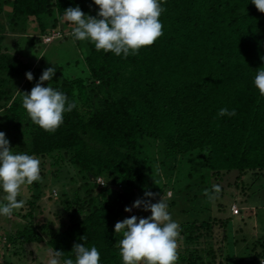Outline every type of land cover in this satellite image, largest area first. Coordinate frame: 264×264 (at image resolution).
Returning <instances> with one entry per match:
<instances>
[{
	"label": "trees",
	"instance_id": "16d2710c",
	"mask_svg": "<svg viewBox=\"0 0 264 264\" xmlns=\"http://www.w3.org/2000/svg\"><path fill=\"white\" fill-rule=\"evenodd\" d=\"M77 6L97 15L93 0H0V131L13 153L40 160L42 178L33 183L39 194L26 200L29 223L15 233L0 230V264H11L12 248L43 242L64 252L61 261L74 260L73 245L84 243L98 249L99 264H122L116 246L122 233L114 226L136 215L135 208L124 209L149 186L158 189L154 199L166 196L180 225L176 264H261L264 232L251 241L236 238L233 224L240 234L244 210L235 197L246 195L247 204L252 178L264 174V97L253 84L264 68V13L251 0H162L163 35L153 45L124 57L75 40L85 54L76 58L82 68L72 72L65 45L55 47L53 60L42 39L52 28L71 33L74 25L62 17ZM53 66L55 75L43 86L63 92L76 107L50 133L30 120L22 97ZM221 108L236 114L220 116ZM66 156L71 171L48 167L53 157ZM213 185L221 192L209 200L204 190ZM231 186L242 195L234 197ZM45 195L65 205L53 213L57 227L33 224ZM215 208L226 215L218 217ZM216 225L223 227L218 249Z\"/></svg>",
	"mask_w": 264,
	"mask_h": 264
},
{
	"label": "clouds",
	"instance_id": "9594fccd",
	"mask_svg": "<svg viewBox=\"0 0 264 264\" xmlns=\"http://www.w3.org/2000/svg\"><path fill=\"white\" fill-rule=\"evenodd\" d=\"M98 6L96 16L86 15L80 7H68L62 19L73 24L72 36L78 41L91 42L97 51L112 52L124 57L138 54L143 47H149L163 35L160 16L164 8L162 0H93ZM260 13H264V0H251ZM264 59V58H262ZM55 68H46L39 81L30 92H24L22 107L30 120L46 132L54 133L64 122V113L71 112L75 101L69 102L66 94L50 86L44 87L46 81L52 80ZM29 81L33 74H26ZM260 96L264 97V68H260L253 80ZM235 110L221 108L220 116H234ZM40 160L26 153H13L6 134L0 131V216L10 217L14 210L24 206V200H18L22 187L41 181ZM220 185H213L212 191L204 190L209 200L218 197ZM157 194L145 190L144 198H138L131 207L150 211L148 217L132 215L118 221L114 232L122 233V239L116 246L122 264H176L178 261V238L180 225L175 222L163 198L156 203L152 199ZM169 196L171 193L168 194ZM86 237H81L85 240ZM71 254L75 259L61 261L63 251L53 250L49 253L47 264H99L100 252L95 246L88 248L84 243H75ZM264 264V261H261Z\"/></svg>",
	"mask_w": 264,
	"mask_h": 264
},
{
	"label": "rangeland",
	"instance_id": "374dc122",
	"mask_svg": "<svg viewBox=\"0 0 264 264\" xmlns=\"http://www.w3.org/2000/svg\"><path fill=\"white\" fill-rule=\"evenodd\" d=\"M62 23L60 22V25ZM58 31V28H52L50 30H48V32L50 33H45L43 35V43L48 44L47 46V50H48V54L49 56L54 59H56L57 55L56 52L57 50L55 49V47L57 46H63L64 51H66V58L70 61L69 66L66 68L67 70H71L73 71H77L78 69L80 70L82 68V64H78L76 62V58H80L82 55H84V49L83 48H79V46L77 45V43L75 42L74 37L72 36V32L71 33H66L65 35H62L61 37L55 36ZM55 34L53 37H47V35H52ZM66 38L65 41H62V43H60V41L57 43L55 41H58L60 39ZM55 42L53 44L50 45V43ZM50 45V46H49ZM37 45H35L36 48ZM77 47V48H76ZM24 48L28 49V50H33V45L32 44H28L26 46H24ZM63 63L66 64L67 61L65 59H62ZM63 64V65H64ZM52 165L50 166V161L48 162V167H53L56 169H66L67 171H71L73 168L70 164L69 158L66 156L64 158H55L53 157L51 159ZM264 173V172H263ZM254 178V177H253ZM251 180L250 183H252V186H248L247 187V191L249 192L251 197H248L247 200V204H244V201L246 200V195H242V191L238 188H235L234 186H231L228 188V190L230 191H234V197L242 195V197L240 198H236L235 197V202L237 204H239L242 207V210H244L242 212L241 210V214H243L244 219L242 220V224H241V228L243 229L240 234H238L237 231V222H235L233 225L234 227V232L236 231V238L243 235L248 236L249 241L252 240V235L258 234L260 235L261 232H264L262 230H264V224L261 223V221H264V174L260 175L258 179ZM163 181L161 183H159V185H162ZM222 184H226V181H222ZM102 187L106 186V184H101ZM226 187H228V185H226ZM116 188V187H115ZM146 190H151L153 193H156V190L154 187H145ZM237 189V190H235ZM145 192V191H144ZM39 194V190L36 189L34 187V184L32 185H26L24 187H22L21 189V193L19 195L20 200H24V206L23 209H19V210H14L13 214L10 217H5V216H0V230L1 229H6L8 230V232L11 233H15L17 230L21 229L24 227V225L29 223V218L28 217H24V214L26 215L27 211H28V205L26 204V200H28L31 196H33L34 194ZM57 192L54 193V195ZM60 192H58V196H59ZM157 194V193H156ZM169 194V191L167 193V195ZM3 193H0V198H2ZM157 196V195H156ZM163 196V198L165 199V195H162V193L159 195L158 197L154 200H152V203H156L160 200V198ZM169 196V195H168ZM57 197V196H56ZM144 198V193H142L139 196V192H137V199L138 198ZM225 201L228 204L229 200L232 198L231 194H227L225 196ZM49 196L45 195L42 198L39 199V201L37 203H39V207L38 209H36V214H35V218H34V225L36 227L45 225V224H51L53 226H56L54 223V214L57 210L59 212V210L64 209L65 205H54L51 204L49 201ZM29 200H33V198L29 199ZM252 208V209H251ZM256 209V210H254ZM231 210L233 211V213L238 214L237 213V206L233 205V207H231ZM239 210V209H238ZM246 210V211H245ZM17 211L19 212L18 215H16ZM135 212H136V216L137 217H148L151 215L150 211H144L143 208H135ZM22 213V214H21ZM215 213L216 215H218V217H224L226 215V213L223 212H218L217 208H215ZM61 214V213H60ZM53 223V224H52ZM263 224V225H262ZM57 227V226H56ZM215 232H216V248L218 249V247H221L222 242L221 240H223V227L221 225H216L215 226ZM1 233V232H0ZM1 239H4L3 236H0V241ZM51 252V248L48 246L47 243L43 242V243H30V244H24V245H18L17 248L14 247L12 248L11 252H9L8 255V259L7 261H9L11 264H47L48 259H49V253ZM264 261V259H263ZM6 264V263H5ZM251 264H256L255 261H252Z\"/></svg>",
	"mask_w": 264,
	"mask_h": 264
},
{
	"label": "built area",
	"instance_id": "2783aa9c",
	"mask_svg": "<svg viewBox=\"0 0 264 264\" xmlns=\"http://www.w3.org/2000/svg\"><path fill=\"white\" fill-rule=\"evenodd\" d=\"M56 34V35H55ZM53 33L52 35H47V37H53L54 35L55 36H58V37H61L62 36V33H60V31H57V33ZM97 182L101 185V184H106L105 183V180L102 178V177H98L97 178ZM237 213H238V208H237Z\"/></svg>",
	"mask_w": 264,
	"mask_h": 264
}]
</instances>
